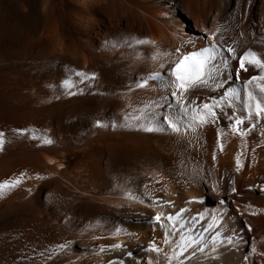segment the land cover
<instances>
[{
    "label": "bare ground",
    "instance_id": "bare-ground-1",
    "mask_svg": "<svg viewBox=\"0 0 264 264\" xmlns=\"http://www.w3.org/2000/svg\"><path fill=\"white\" fill-rule=\"evenodd\" d=\"M218 28L235 52L181 93L172 68ZM248 49L264 59V0H0V183L20 180L0 192V264H169L193 240L204 251L171 264H264V111L247 96L264 105V80L248 83L264 69L239 70Z\"/></svg>",
    "mask_w": 264,
    "mask_h": 264
},
{
    "label": "snow or ice",
    "instance_id": "snow-or-ice-1",
    "mask_svg": "<svg viewBox=\"0 0 264 264\" xmlns=\"http://www.w3.org/2000/svg\"><path fill=\"white\" fill-rule=\"evenodd\" d=\"M221 32V29H217L216 33H213V38H215L213 40V42H210L208 47H205L201 50H199L198 52H191L188 53L187 55H184L182 57H179L178 60L175 63L174 68H172V65L169 64L168 67L172 68V71L175 74V81L171 82V83H175L176 87L181 91V93L187 92L189 90L190 87L195 86V85H202V86H210L209 85V80L210 79H215V75L216 73L219 71V68L216 66V64L214 63L215 61H217V56H223L224 60L221 63H226L228 56L225 54H232L235 52V49L232 47H227L224 48L223 45L221 43L218 42V37H219V33ZM206 39H208V37H206ZM137 44H144V43H151L150 41H145V40H138L136 41ZM177 53H179V49L176 50ZM198 56H203V60L202 61H197V65H198V70L196 72V75L193 78V83L192 84H188L185 78V75L183 74V69L185 67V64L187 61H189L192 58L198 57ZM248 61V64L257 68V69H264V59H260L258 54L254 51H252L251 49H248L247 51L244 52L243 56L239 57V70L242 71H247V67L245 65V61ZM212 65L211 68H209L208 72L205 73L203 71V69L207 66V65ZM79 75H83V74H79ZM171 75V73L169 74ZM94 78V77H93ZM161 78V74L160 73H156L153 76L150 77V79L156 80V79H160ZM264 80V76H253L248 83H252V81L254 80ZM145 84H147V81H145ZM63 85L64 86H70L69 81L65 80L63 81ZM220 85H217V87H219ZM260 92L264 93V85H262L260 87ZM71 94V93H70ZM227 94V93H226ZM171 95L173 97H176L177 93L176 92H172ZM248 96V100L249 102L252 100H256V115H259L261 111H264V105L261 104L260 100H258L256 98V96L253 95V93L250 91L247 93ZM249 108H250V103H249ZM205 108H209V105L205 104L204 105ZM211 111V110H210ZM153 117L155 116L154 113L151 114ZM213 115H215L213 113ZM251 112L249 111L248 116L249 119H251ZM145 119L149 118V114L146 112ZM163 122L166 123L168 125V127L173 128L175 131H179V127L177 126V123L174 122L172 120L171 117L165 116L163 117ZM205 121L202 119L201 123H204ZM243 121L240 119H236L235 120V124L239 125L242 124ZM100 122H97V125L99 126ZM255 125H251L248 129V131H251L252 128H254ZM147 131H155V130H163L161 129H156V128H147ZM23 132L24 130H18ZM4 134L2 132H0V149L3 148V145L5 143V140L3 139ZM35 138V137H33ZM45 143H52L51 140H45ZM239 159H237V171L240 170L239 168ZM23 175V174H21ZM20 183V180L17 179L11 183L9 182H5V183H0V192H2L5 188H11V187H15L17 184ZM233 191H235V189L233 188ZM254 214V213H253ZM179 218V214H177L176 217H173L171 215H169L167 217L168 220H173V219H178ZM156 221H160L161 220V216L159 214L156 215V217L154 218ZM163 226V225H161ZM250 226H249V231H250ZM220 236V233L217 232L216 236L213 237V239H217ZM168 233L166 232L165 234V243H168ZM232 238L231 237H225L224 240L220 241L221 244L227 243V244H231ZM199 243V241H191L189 242L187 245H182V251L177 255L172 257L171 259H178L180 255H183L184 253L188 252L190 248H192L193 250L191 251L190 255L185 256V259L188 261H192L198 252L202 253L204 251L203 248L201 247H195L193 248V245H197ZM60 247H63L62 245ZM151 251H155L157 253H159L161 250L155 246V244L153 243L152 248L150 249ZM254 251V249H253ZM171 259H169V264H171ZM181 264H183V261H181Z\"/></svg>",
    "mask_w": 264,
    "mask_h": 264
},
{
    "label": "rangeland",
    "instance_id": "rangeland-1",
    "mask_svg": "<svg viewBox=\"0 0 264 264\" xmlns=\"http://www.w3.org/2000/svg\"><path fill=\"white\" fill-rule=\"evenodd\" d=\"M184 18H186V24H185V27H186V29H187V31L188 32H192V27H193V25H194V23H193V21L191 20V19H189V18H187L186 16H184ZM188 24V25H187ZM192 25V26H191ZM191 27V28H190ZM207 200V198H204V202ZM227 200H229V198L228 199H226L225 200V203H223V202H221V204H219V205H217V204H215V206L216 207H220V206H222V204H227ZM254 255V254H253Z\"/></svg>",
    "mask_w": 264,
    "mask_h": 264
}]
</instances>
